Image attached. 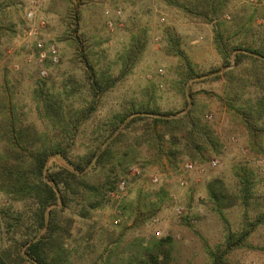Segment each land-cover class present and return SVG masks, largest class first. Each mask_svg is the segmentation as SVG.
<instances>
[{
  "label": "rangeland",
  "instance_id": "obj_1",
  "mask_svg": "<svg viewBox=\"0 0 264 264\" xmlns=\"http://www.w3.org/2000/svg\"><path fill=\"white\" fill-rule=\"evenodd\" d=\"M33 5L58 63L35 59L24 32ZM12 107L29 139L60 138L73 162L107 147L81 173L68 206H52L51 263L128 264L170 237L168 264H264V222H256L264 213V0H0V154ZM167 111L175 114L169 123L153 122L151 112ZM186 114L210 127L215 148H186ZM185 162L195 169L185 171ZM114 177L126 181V194L111 197L115 184L96 197ZM213 179L231 196L225 219L208 196ZM35 209L0 191V253L11 264H33L21 256L22 243L44 232ZM243 229L250 232L241 239Z\"/></svg>",
  "mask_w": 264,
  "mask_h": 264
},
{
  "label": "trees",
  "instance_id": "obj_2",
  "mask_svg": "<svg viewBox=\"0 0 264 264\" xmlns=\"http://www.w3.org/2000/svg\"><path fill=\"white\" fill-rule=\"evenodd\" d=\"M238 62V59H235ZM96 87L101 88L100 83ZM45 101L46 109L51 105ZM259 102L255 103L257 106ZM9 110V117L4 118V150L0 154V191L13 200L31 199L36 206L33 215L38 229L44 232L38 236H33L22 243L24 247L21 259L28 260L33 264H53L49 260L47 244L55 231V211L52 206L59 202L62 207H67L73 194L79 193L78 184L81 180V173L92 161H98L107 152V147L102 150L94 151L86 160L73 162L69 158V153L60 138L54 137L48 140L43 138L29 139L30 129L26 126H16L13 124V107ZM253 109V107H252ZM154 115L153 122L169 123L168 117L173 116L172 112H151ZM138 117V118H137ZM140 116H136L139 119ZM186 120L187 138L185 140L186 148L201 150V147L215 148L218 145L217 139L213 136L210 127L200 122L198 118L191 117L189 114L184 116ZM131 120V122L134 121ZM12 122V123H11ZM129 122V123H131ZM53 127L55 121L52 120ZM60 125V123H59ZM56 127V126H55ZM248 127H251L248 124ZM116 127L113 128V131ZM112 131V132H113ZM114 135V134H113ZM112 136V133L110 134ZM109 136V137H110ZM51 156L58 157L61 162H54L49 165ZM119 180V179H117ZM116 177L108 178L101 183L99 190L94 194L96 197L104 195L116 184ZM248 178L241 177L240 195L245 201L247 196L244 194L248 189L246 182ZM250 182V181H249ZM208 196L214 204V209L224 218L223 209L232 204L230 194L225 188L223 182L213 179L207 184ZM96 204L100 200L93 201ZM94 205V206H95ZM93 206V207H94ZM257 223L264 222V213L256 218ZM249 229H243L239 237L245 238L249 234ZM235 235L228 233L226 237L227 247L234 245ZM170 237H163L150 243L141 253H134L127 258L128 264H168L169 251L167 244ZM236 245V244H235ZM9 256L0 253V260L4 264L9 263ZM17 264V263H13ZM211 264H219L213 260Z\"/></svg>",
  "mask_w": 264,
  "mask_h": 264
},
{
  "label": "built area",
  "instance_id": "obj_3",
  "mask_svg": "<svg viewBox=\"0 0 264 264\" xmlns=\"http://www.w3.org/2000/svg\"><path fill=\"white\" fill-rule=\"evenodd\" d=\"M35 5L31 6L26 11V20L28 24V28L24 30L25 33H27L29 36H31L34 39V48L36 50V56L35 59L39 63H43L45 60L50 61L51 63H58L59 62V54L58 50L56 48V45L52 42H45L41 36V29L46 27V20L43 16H37L36 11L37 9L34 8ZM107 13V11H106ZM117 13H120V10L117 11ZM108 27L112 26L111 21H107ZM41 76H46L47 71L45 68L40 69ZM218 163L217 159H212L210 161V166L214 167ZM183 169L185 171H191L195 169V166L191 162H185L183 164ZM263 169V168H262ZM264 170V169H263ZM199 172L203 171V168H198ZM132 174L139 173L138 167H133L131 170ZM159 181L158 176L152 177V182L157 183ZM126 181L120 180L117 182L115 189L110 190L109 195L113 197L116 200L121 199L126 194ZM175 212L177 214H181L183 212V207L180 204H177L175 206ZM121 210L120 208L116 209L115 214L117 217V221L121 218ZM155 221V219H154ZM159 233V232H158Z\"/></svg>",
  "mask_w": 264,
  "mask_h": 264
},
{
  "label": "water",
  "instance_id": "obj_4",
  "mask_svg": "<svg viewBox=\"0 0 264 264\" xmlns=\"http://www.w3.org/2000/svg\"><path fill=\"white\" fill-rule=\"evenodd\" d=\"M0 264H4V263L0 260Z\"/></svg>",
  "mask_w": 264,
  "mask_h": 264
}]
</instances>
